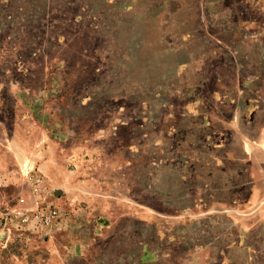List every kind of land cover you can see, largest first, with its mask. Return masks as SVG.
I'll return each instance as SVG.
<instances>
[{"label": "rangeland", "instance_id": "374dc122", "mask_svg": "<svg viewBox=\"0 0 264 264\" xmlns=\"http://www.w3.org/2000/svg\"><path fill=\"white\" fill-rule=\"evenodd\" d=\"M0 264H264V0H0Z\"/></svg>", "mask_w": 264, "mask_h": 264}]
</instances>
